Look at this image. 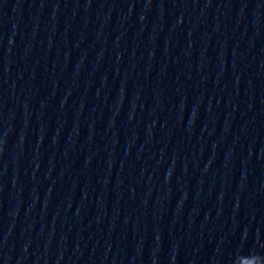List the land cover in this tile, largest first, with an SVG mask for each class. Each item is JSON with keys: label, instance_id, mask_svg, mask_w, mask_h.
<instances>
[{"label": "clouds", "instance_id": "9594fccd", "mask_svg": "<svg viewBox=\"0 0 264 264\" xmlns=\"http://www.w3.org/2000/svg\"><path fill=\"white\" fill-rule=\"evenodd\" d=\"M246 259L253 260L255 264H264V257L258 256V255H253Z\"/></svg>", "mask_w": 264, "mask_h": 264}]
</instances>
